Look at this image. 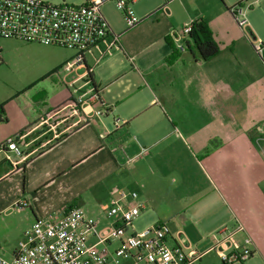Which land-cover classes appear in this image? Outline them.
Returning a JSON list of instances; mask_svg holds the SVG:
<instances>
[{
  "label": "crops",
  "instance_id": "obj_1",
  "mask_svg": "<svg viewBox=\"0 0 264 264\" xmlns=\"http://www.w3.org/2000/svg\"><path fill=\"white\" fill-rule=\"evenodd\" d=\"M165 1L138 6L134 26L114 23L103 10L119 41L109 47L107 39L87 53L92 80L83 66L69 67L73 53L67 68L75 78H62L31 96L22 95L23 88L0 102V146L21 135L27 156L8 159L0 150V213H24L27 229L37 218H58L75 204L99 216L101 226L114 222L104 212L115 199L141 202L144 211L154 202L145 170L156 148V154L168 151L163 161L172 157L192 187L177 196L172 226L162 217L150 225L166 223L171 243L182 232L203 246L204 235L241 223L245 231L236 238L241 244L247 234L252 238V256L243 263L264 264V0L251 12L247 30L230 12L238 0H171L164 9ZM199 19L209 24L219 54L202 60L186 48L169 65L172 48L166 37ZM254 38L263 42L261 52ZM0 57L3 61L1 49ZM131 74L138 78H124ZM180 87L190 90L191 104L174 94ZM92 88L100 98L85 104L86 120L73 126L74 101ZM144 148L147 153L139 156ZM123 175L131 176L136 201L121 198L125 190L112 196ZM133 231L140 230L133 226L128 233ZM205 254L211 255L208 264H226L218 253Z\"/></svg>",
  "mask_w": 264,
  "mask_h": 264
},
{
  "label": "built area",
  "instance_id": "obj_2",
  "mask_svg": "<svg viewBox=\"0 0 264 264\" xmlns=\"http://www.w3.org/2000/svg\"><path fill=\"white\" fill-rule=\"evenodd\" d=\"M108 1L83 0L79 4L58 5L47 0H0V37L71 49L74 55L69 67L81 65L89 75L87 53L107 39H110L109 47L116 46L119 41L102 12V5ZM137 1L114 0L130 26L139 22L132 8ZM169 1H165L164 9ZM230 12L242 28L247 30L250 27L246 18H240L241 14L244 15L240 3L230 7ZM192 26L193 22H190L181 32L172 34L179 51L186 50L184 37H188ZM248 34L251 36L250 32ZM252 41L255 50L261 52L263 42L257 38ZM99 98V92L92 88L75 99L72 111L78 120L73 126L86 120L85 104ZM20 138L21 135L17 134L1 144L0 150L7 153L8 159L12 154L23 160L27 157L19 144ZM145 153L144 148L139 156ZM120 196L138 199V193L133 190L122 192ZM143 208L141 202L129 204L115 199L104 212L107 217L114 218V222L101 226L100 217L92 215L83 206H67L58 218H37L25 230L22 244L10 258L0 253V264H191L212 250L224 263L230 264L244 262L252 256L251 236L247 234L242 244L236 238L237 232L245 231L241 223L231 228L223 226L220 236L214 235V244L203 253L182 232L172 236L174 241L171 243V230L164 222L129 234Z\"/></svg>",
  "mask_w": 264,
  "mask_h": 264
},
{
  "label": "rangeland",
  "instance_id": "obj_3",
  "mask_svg": "<svg viewBox=\"0 0 264 264\" xmlns=\"http://www.w3.org/2000/svg\"><path fill=\"white\" fill-rule=\"evenodd\" d=\"M47 1L58 5L63 3L79 4L83 2V0ZM149 1L150 0H139L138 2L132 4V8L136 16L137 7L145 5ZM260 1L262 0H241L240 2H238L244 8V15L241 14L240 18L244 17L252 23L253 18L251 17V12H254L253 9L257 8L260 5ZM237 2L235 3L238 4ZM251 8L252 10H250ZM103 10L106 15L111 16L110 18L114 20V23L118 25H124L126 23L128 26H130L128 19L126 18L124 13L116 6L113 1H108L103 4L102 12ZM261 16V14H256V17H258L260 20ZM180 31H182V28L180 29ZM0 49L3 58V61H0V102L5 99L6 96H9L12 93H19L23 88H25V91L21 94L24 96H31V94L35 92V90L43 89L48 84L60 81L62 78L66 79L76 77L74 73L70 75L68 74L70 72L67 68L69 63L67 61V58L72 56L74 53L71 50L45 44L30 43L20 39L7 37H0ZM104 62L105 60H103L101 64H103ZM142 71L146 74L145 70L142 69ZM124 78H138V76L135 74H131L127 75ZM32 81L36 82L33 88L30 90L26 89ZM174 94L179 96L180 101L186 104H191L193 96H191V92L189 89L185 90L180 87L174 91ZM6 105L10 108L14 106L13 103H9ZM110 115L111 122L113 126H115V114ZM121 131L122 133H124L125 130H123L122 128ZM122 133H120V135ZM165 154L166 155L158 153L156 154L155 148L151 150V155L146 159L147 167L145 170V174L148 177L147 191L149 195H151V197L154 199V202L148 201V209L144 211L142 210L139 217L135 219L134 227L136 228V230L144 229L145 227L149 226L152 222L157 221L161 217L165 221L169 222L170 226H172L173 220L170 222L169 219H171L170 217H172L173 215L172 212L175 210L173 208L176 206L177 196L192 187L191 181L187 179L184 175H182L181 171L178 168V165L173 163L172 157L168 160V163L165 164L163 159L169 157V155H167L168 151L165 152ZM185 154L186 153L183 152V157L186 159ZM185 163L186 162L184 160L182 167L186 166ZM136 166L137 165L134 164V167ZM191 170L194 171L193 169ZM164 172L166 176L163 178L162 175ZM155 173H157L160 177V184H157V181L154 179V177H156ZM133 188L134 187L132 186L131 176L123 175L122 181L119 182V184L114 190H112V196L116 198L118 197L121 190L129 192L132 191ZM139 190L140 192H142L141 189ZM26 225L27 219L24 213L14 214L9 217L5 216V214L3 213H0L1 254H3L7 258H10L13 255V250L15 249V247H18L20 240L23 241L24 239L23 232L26 229ZM228 227L231 228L232 225L229 224ZM221 229L222 227L213 231L212 233L204 235L205 239L207 237V242L203 246H201V244L193 242L199 252L203 253L204 251H206L207 248L213 245L214 235L220 236L219 231ZM211 252L214 253L212 256H216L217 252L215 250H212ZM210 256L211 255L202 254L195 260V262L191 264H208ZM233 264L245 263L237 261Z\"/></svg>",
  "mask_w": 264,
  "mask_h": 264
},
{
  "label": "trees",
  "instance_id": "obj_4",
  "mask_svg": "<svg viewBox=\"0 0 264 264\" xmlns=\"http://www.w3.org/2000/svg\"><path fill=\"white\" fill-rule=\"evenodd\" d=\"M166 41L172 48V53L167 57L166 61L169 65H172L180 57L181 51L177 49L171 37L167 36ZM185 44L188 50L197 54L202 60H208L216 56L221 50L209 24L204 19L193 21L192 30L186 38ZM89 78H92L91 73ZM211 149L213 148H208V150Z\"/></svg>",
  "mask_w": 264,
  "mask_h": 264
}]
</instances>
